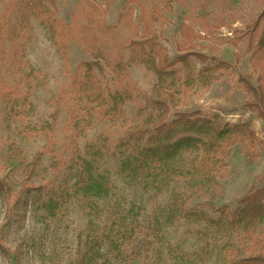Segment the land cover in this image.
I'll return each instance as SVG.
<instances>
[{"label": "rangeland", "instance_id": "obj_1", "mask_svg": "<svg viewBox=\"0 0 264 264\" xmlns=\"http://www.w3.org/2000/svg\"><path fill=\"white\" fill-rule=\"evenodd\" d=\"M43 2L48 15L23 16L17 8L22 0H0V181L4 188L0 191V264H77L96 237L98 243L87 253L93 264H224L222 249L228 240L236 242L235 234L218 232L205 223L170 219L168 211L177 197L185 198L191 210L210 212L209 204L235 210L254 186L264 187V121L245 107L250 97L238 84L240 76L256 84L258 71L251 63L253 52L244 43L232 42L236 32L253 20L260 19L263 29L264 0ZM143 16H159L149 19V37H145ZM61 26L64 35L58 38ZM187 30L196 48L180 52ZM151 37L171 61L193 52L206 56L207 66L215 60L230 66L216 72L218 80L210 88L195 87L193 93L181 96V106L172 108L170 115L172 120L176 112H200L231 126L251 123L258 138L254 155L244 144L232 143L226 157L229 168L219 180L220 197L206 194L201 183L192 179L172 182L157 192L124 172L121 156L110 155L117 140L141 125L151 111L139 113L143 98L127 103L125 118L116 125L101 119L98 109L92 111L88 127L87 122L76 128L70 125L73 96L68 92L80 63L94 61L92 52L99 48L111 60L127 62L133 51L129 42ZM189 61L197 74L202 64L193 56ZM100 63L106 76L99 79L113 89L115 74L104 61ZM128 67L124 82L153 96L154 74L139 64ZM53 133L54 146L34 165ZM74 140L83 154L101 152L94 165L108 189L102 198L76 192L78 168L71 169L68 162ZM192 157L180 163L189 166ZM134 226L139 229L132 233ZM259 231L264 232V224ZM145 240L150 242L148 249Z\"/></svg>", "mask_w": 264, "mask_h": 264}, {"label": "trees", "instance_id": "obj_2", "mask_svg": "<svg viewBox=\"0 0 264 264\" xmlns=\"http://www.w3.org/2000/svg\"><path fill=\"white\" fill-rule=\"evenodd\" d=\"M43 1L22 0V4L17 6L18 12H23V16H29L28 12H33L36 16H46L49 11L44 9ZM48 1L53 2V0ZM158 17L143 16L146 27L145 37H149L152 33L149 19ZM44 22L48 21L44 20ZM261 23L260 19L251 21L245 30L236 32L232 42L235 46L244 43L245 49L253 52L251 63L254 71H258L256 84L245 76L238 78V84L250 97L245 107L264 121V27L261 30ZM66 27L69 28L71 25ZM1 32L0 24V34ZM63 35L64 28L61 26V37L58 38H62ZM192 37L193 34L189 30L183 33L184 41L179 48L180 52L196 48L191 41ZM128 48L133 51L127 62L124 59L113 61L99 48L92 52L94 61L80 63L68 92L73 96L71 127L74 125L76 128L81 122H87L86 127L91 125L92 111L96 109L101 119L116 125L120 119L125 118L124 106L127 103H137L143 98L144 105L139 113H143L148 108L151 109L150 113H147L141 125L127 131L117 140L110 155L121 156L122 170L142 182L145 187L154 188L157 192L162 191L172 182H186L192 179L201 183L206 194L213 193L216 197H220L222 187L219 180L225 178L229 168L226 157L229 155L232 143L244 144L248 147L249 155L252 157L254 155L258 138L252 130L251 123L231 126L227 123L223 124L222 118L218 116L210 119L202 117L200 112H176L172 120L170 115L172 108L181 106V96L186 97L189 93H193L195 87L210 88L211 84L218 80L216 72L230 68L229 64L215 60L207 66L209 59L193 52L178 56L171 61L166 50L158 45L153 37L142 41L131 40ZM190 56L195 57L202 64L197 74L189 61ZM101 60L115 74L113 89L104 86L99 79V75L106 76ZM130 64L146 67L157 78L153 96L143 94L130 83L124 82V78L129 74ZM54 117L57 119V114ZM78 135L79 130H76L74 136ZM55 139L53 133L49 146L38 154L34 165L54 146ZM73 144L74 151L68 162L71 169L78 168L76 192L85 197L102 198L101 193L108 189L106 182L97 174L94 165L96 156L101 152L83 154L76 140ZM190 155L193 157L189 166L180 163ZM260 186H254L248 195L239 201L235 210L228 205L217 208L211 204L207 205L211 213L205 208L191 210L187 207L185 198L177 197L174 199V206L168 211V216L170 219L177 217L186 221L205 223L218 232L235 234L236 242L228 240L222 249L224 264H264V232L259 231L261 224H264V187ZM3 190V183L0 181V191ZM215 214L218 215L217 218L213 217ZM157 226L159 227V222ZM138 229L134 226L132 233ZM97 239L99 240L98 237L92 240L93 244L91 243L87 252L82 254L77 264H93L92 258L87 253L92 251L95 243H98ZM144 243L145 249H148L149 240H145Z\"/></svg>", "mask_w": 264, "mask_h": 264}]
</instances>
